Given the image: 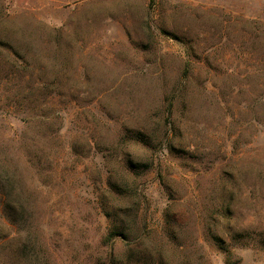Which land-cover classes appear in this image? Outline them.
Returning <instances> with one entry per match:
<instances>
[{
	"label": "rangeland",
	"instance_id": "374dc122",
	"mask_svg": "<svg viewBox=\"0 0 264 264\" xmlns=\"http://www.w3.org/2000/svg\"><path fill=\"white\" fill-rule=\"evenodd\" d=\"M0 264H264V0H0Z\"/></svg>",
	"mask_w": 264,
	"mask_h": 264
}]
</instances>
